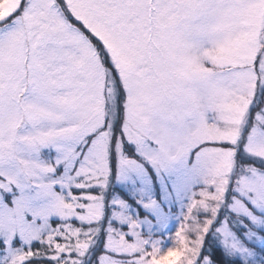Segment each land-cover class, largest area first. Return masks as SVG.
<instances>
[{
	"label": "snow or ice",
	"instance_id": "6c2138e0",
	"mask_svg": "<svg viewBox=\"0 0 264 264\" xmlns=\"http://www.w3.org/2000/svg\"><path fill=\"white\" fill-rule=\"evenodd\" d=\"M0 264H264V0H0Z\"/></svg>",
	"mask_w": 264,
	"mask_h": 264
}]
</instances>
